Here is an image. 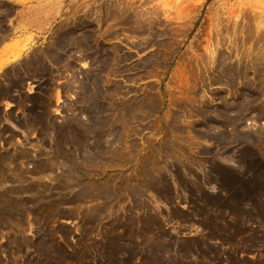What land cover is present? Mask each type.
Listing matches in <instances>:
<instances>
[{
	"label": "rangeland",
	"instance_id": "374dc122",
	"mask_svg": "<svg viewBox=\"0 0 264 264\" xmlns=\"http://www.w3.org/2000/svg\"><path fill=\"white\" fill-rule=\"evenodd\" d=\"M0 264H264V0H0Z\"/></svg>",
	"mask_w": 264,
	"mask_h": 264
}]
</instances>
